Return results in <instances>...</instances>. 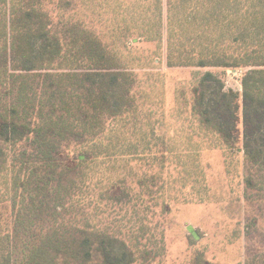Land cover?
Returning <instances> with one entry per match:
<instances>
[{
	"label": "trees",
	"instance_id": "trees-1",
	"mask_svg": "<svg viewBox=\"0 0 264 264\" xmlns=\"http://www.w3.org/2000/svg\"><path fill=\"white\" fill-rule=\"evenodd\" d=\"M106 3L113 19L136 31L131 41L165 43L169 65L251 67L241 104L205 71L191 110L230 150L264 163V0H96ZM62 22L65 37L41 0H0V204L10 211L0 222L10 228L0 225V264H131L137 258L115 235L101 230L93 241L89 227L74 224L73 197L105 159L134 155L126 130L117 129L120 121L133 124L122 116L134 109L132 73L82 20ZM221 45L243 53L225 60Z\"/></svg>",
	"mask_w": 264,
	"mask_h": 264
},
{
	"label": "rangeland",
	"instance_id": "rangeland-1",
	"mask_svg": "<svg viewBox=\"0 0 264 264\" xmlns=\"http://www.w3.org/2000/svg\"><path fill=\"white\" fill-rule=\"evenodd\" d=\"M59 1L41 0L58 35H66V17L82 20L116 54L117 65L132 73L127 87L134 97V109L122 114L133 124L117 123L134 143V155L117 153L119 159H105V168L88 174L73 197L74 224L89 227L93 241L101 230L115 235L137 258L131 264H264V163L230 150L191 110L192 91L205 71L220 76L241 104V79L251 67L169 65L165 43L156 49L143 37L131 41L136 31L113 19L108 3L64 0L66 9L59 10ZM221 48L225 60L243 53ZM238 113L242 131L241 107ZM6 202L0 204V222L10 213Z\"/></svg>",
	"mask_w": 264,
	"mask_h": 264
}]
</instances>
